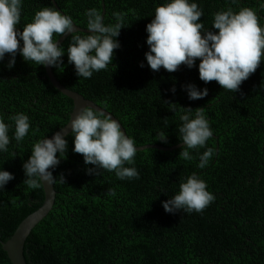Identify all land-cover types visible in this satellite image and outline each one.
I'll use <instances>...</instances> for the list:
<instances>
[{"label":"trees","instance_id":"16d2710c","mask_svg":"<svg viewBox=\"0 0 264 264\" xmlns=\"http://www.w3.org/2000/svg\"><path fill=\"white\" fill-rule=\"evenodd\" d=\"M167 2L23 0L17 26L21 30L43 6L56 8L85 30L89 9H97L106 25L116 23L115 13L125 14L113 67L89 79L78 77L66 55L70 34L61 44L63 65L51 68L61 85L116 117L137 147L182 144L180 107L192 108L193 116L202 108L213 132L206 147L191 152L190 161L179 156L181 148L137 152L134 164H125L139 171V179L130 180H120L106 170L89 175L86 169L93 166L72 150L73 138L68 135L65 158L51 170L57 176L55 204L26 240L27 264H264V61L235 93L216 81L205 84L198 67L181 65L172 73L163 68L151 70L144 55L148 51L146 25L155 9ZM190 2L203 10L200 22L205 30L216 31L212 29L215 13L229 8L234 12L255 9L264 26L259 0ZM8 60L6 54L0 61V117L11 125V142L7 152H0V170L9 171L14 179L0 190V242L10 239L19 224L43 205V187L28 186L23 163L36 142L68 123L74 107L53 87L44 66L27 63L17 54L15 66L9 69ZM186 84L207 88L208 96L190 100L182 87ZM168 103L177 104L175 110ZM17 113L27 115L31 125L19 142L11 120ZM160 131L167 134V143L155 140ZM207 148L213 149V156L200 169L199 156ZM194 173L206 182L215 200L202 212L167 213L162 201L177 194L180 184ZM109 189L116 195H107ZM0 264H12L1 244Z\"/></svg>","mask_w":264,"mask_h":264},{"label":"clouds","instance_id":"9594fccd","mask_svg":"<svg viewBox=\"0 0 264 264\" xmlns=\"http://www.w3.org/2000/svg\"><path fill=\"white\" fill-rule=\"evenodd\" d=\"M260 9L264 10V0H259ZM23 0H0V61L9 57L7 67L15 66L17 54L25 62H34L37 66L56 67L63 65L65 50L58 44L57 38L71 33L72 42L67 49L68 62L74 65L78 77L89 79L95 72L107 70L112 66L114 50L120 48L117 37L124 28L123 13H115L116 23L106 25L97 9L86 12L88 34L75 35L77 28L70 16L51 6H43L34 15L31 22L21 30ZM203 10L190 0H168L155 9L154 18L146 25L148 51L145 52L147 65L153 71L161 68L169 73L179 70L181 65L198 67L199 79L205 84L216 81L222 89L237 92L241 84L264 61V26L253 8H241L234 12L231 8L215 13L212 29L205 30L201 17ZM54 37H57L54 39ZM197 60L199 64L197 65ZM144 67V63L140 64ZM190 100L208 96V89H198L195 84L182 86ZM171 91L175 93V88ZM175 110V103H168ZM179 116L182 125L179 128L180 140L183 141L179 156L192 160L193 150L206 147V142L213 132L202 108L195 112L188 107H180ZM14 121V139L22 141L30 130V118L24 113L11 117ZM11 125L0 117V152H7L11 142ZM68 131L62 128L51 138L36 142L28 160L23 163L25 181L32 189L41 185H53L57 176L55 169L65 158L68 150L66 136L73 138V151L83 156L89 175H99L101 171L115 172L120 180L139 179L134 157L138 152L135 140L123 130L120 122L103 110L84 105L67 123ZM156 141L167 143V134L156 133ZM59 154V155H58ZM213 156V149L207 148L199 156L198 167L204 169ZM14 179V175L0 170V190ZM64 183V177L59 176ZM109 196H115L114 189H109ZM215 200L207 190V184L195 173L180 184L177 194L162 201L167 213L178 211L185 213L202 212Z\"/></svg>","mask_w":264,"mask_h":264},{"label":"water","instance_id":"95a60500","mask_svg":"<svg viewBox=\"0 0 264 264\" xmlns=\"http://www.w3.org/2000/svg\"><path fill=\"white\" fill-rule=\"evenodd\" d=\"M54 5L56 6L55 3H54ZM104 13H105V7L103 5V14ZM102 17H104V16H102ZM76 28H77L76 32L88 33V30L82 29L78 26H76ZM76 32H74V33H76ZM70 34L71 33H66V34L62 35L57 40L58 44L61 45L65 41V39L70 36ZM44 67H45L46 75H47L49 81L51 82V84L53 85V87L58 92H60L64 96L68 97L73 102L74 107H73V110L70 114L69 120L71 119L72 113L74 115L84 105H88V106H91L95 109L103 110L106 113H109L108 111L101 108L100 106H98L93 101L85 99L79 93L65 88L63 85H61V83L54 76V74L52 72V68L49 66H44ZM109 114H111V113H109ZM111 116L114 117L112 114H111ZM114 118L117 119L116 117H114ZM121 126H122V124H121ZM63 128L65 129V132L68 131L67 124ZM122 130L126 133L123 126H122ZM52 136H50L49 138H51ZM182 144H179V145L171 147V148H165V147L158 146V145H146V146L138 147V152H141V151H144L147 149H155V150H159V151L170 152V151L181 148ZM42 187H43V191H44L43 205L38 210H36L34 213L29 215L27 218H25L19 224V226L16 228V230L14 231V233L10 239H8L6 242H0L3 251L7 254V256H8V258L12 264H27L25 257H24V247H25L26 240L30 236L31 232L35 229V227L38 226L39 223L42 222V220L47 217V215L52 211V209L54 207L55 198H56V191L54 189V185H49V184H47V182H45L44 185L42 184Z\"/></svg>","mask_w":264,"mask_h":264}]
</instances>
